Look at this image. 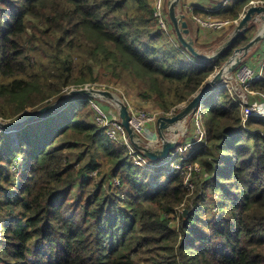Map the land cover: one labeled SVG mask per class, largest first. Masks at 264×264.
Segmentation results:
<instances>
[{
  "label": "trees",
  "instance_id": "16d2710c",
  "mask_svg": "<svg viewBox=\"0 0 264 264\" xmlns=\"http://www.w3.org/2000/svg\"><path fill=\"white\" fill-rule=\"evenodd\" d=\"M250 1L193 13L235 21ZM194 61L158 29L150 0H0L5 121L95 82L132 89L166 112L214 72ZM253 88L264 95V75ZM205 105L204 142L179 153L200 167L192 189L185 173L163 181L161 167L134 164L91 120L88 98L19 127L14 143L0 131V264H264V115L243 125L227 88ZM113 177L122 189L111 190Z\"/></svg>",
  "mask_w": 264,
  "mask_h": 264
},
{
  "label": "water",
  "instance_id": "95a60500",
  "mask_svg": "<svg viewBox=\"0 0 264 264\" xmlns=\"http://www.w3.org/2000/svg\"><path fill=\"white\" fill-rule=\"evenodd\" d=\"M221 4L225 0H211ZM165 10L176 42L195 60L214 65L222 55L232 50L228 58L218 66L207 78L202 87L192 95L190 100L178 107L172 115H160L155 122L158 141L155 143L145 139L129 123V111L125 100L114 90L94 86H82L66 90L60 97L33 111L24 113L13 121H3L0 118V131L9 133L12 142H16V131L19 127L42 118L64 108L69 102L82 98H97L107 100L116 106L119 118L124 126L131 145L139 150L152 162L166 159L170 152L180 144L181 136L177 125L190 120L207 96L215 89H219L225 79L230 78L236 68L247 61L249 55L260 48L264 42V3L249 4L237 21L208 47L199 46L196 41L198 24L186 14L182 0H165ZM252 29L248 42L234 47L237 39ZM186 130V129H185Z\"/></svg>",
  "mask_w": 264,
  "mask_h": 264
},
{
  "label": "built area",
  "instance_id": "2783aa9c",
  "mask_svg": "<svg viewBox=\"0 0 264 264\" xmlns=\"http://www.w3.org/2000/svg\"><path fill=\"white\" fill-rule=\"evenodd\" d=\"M228 1L229 0L223 1L221 3L222 6L226 5ZM255 3H264V1L262 2L258 0H251L249 4ZM150 4L158 29L166 33H171L173 35V31L165 10V0H150ZM193 8L194 7L190 8L191 18L198 24L200 30L205 31L209 34L220 33L225 28L231 26L237 21H232L227 18L213 17L209 14H194ZM214 10H217V8ZM194 63L199 66L206 65L205 63L200 61H194ZM263 72L264 54L261 52L260 62L257 64V66H252L248 64L247 61L241 63L236 68L234 73L230 76V78L225 79L219 87V89L227 88L232 98L239 104L241 111V122L243 125L252 115H264V104L261 105L259 103H247V93L250 92V89L253 88V86L258 81L261 80V78L263 77ZM88 99L90 101V108L93 114V120H91L99 126L102 125L106 135L110 139L122 142L128 146L129 151L134 159V164L142 166L144 168L158 166L163 167L162 171H164L166 176H169L172 172H179L181 174L185 173V183L187 184L188 189L193 188V183L190 181L191 173L193 172V170L200 173V167H192L191 164L182 162V157L179 155V153L193 148L197 143H200L202 139L205 138L204 133L206 134V128L203 127L204 125L202 126L200 123V110H196L191 118V121L192 123H194L196 128L194 139H191L188 141V143L184 144L185 147L178 145L175 150L170 152L169 156L166 159L161 160L157 164H152L148 158H146L143 154H141L139 150L131 145L127 132L119 118L116 106L107 100L97 98ZM104 101L109 104V111H106L101 107ZM127 108L130 115L129 123L139 134L142 135L146 126H155V122L158 116L154 112L142 110L134 112L128 104ZM149 141L151 142L152 140ZM157 141H154L152 143H155ZM97 174L98 171L96 170L88 173L86 177H96ZM109 186L112 191H118L119 189H122L121 182L118 177L111 178L109 180Z\"/></svg>",
  "mask_w": 264,
  "mask_h": 264
},
{
  "label": "rangeland",
  "instance_id": "374dc122",
  "mask_svg": "<svg viewBox=\"0 0 264 264\" xmlns=\"http://www.w3.org/2000/svg\"><path fill=\"white\" fill-rule=\"evenodd\" d=\"M260 1H262V0H260ZM199 14H201V13H199ZM202 33H203V35L201 34V40L204 41V39H205L204 37H208L206 34L209 35V33L205 32V31H202ZM251 33H252V31H250L248 34L251 35ZM165 34H167L168 37H171L172 40L174 39L173 35L171 33H166L165 32ZM261 52L264 54V48H263V50ZM257 56L258 55H256V56L249 55L247 57V61L250 60V61H248V64H250L252 66H257V64L260 62V60L257 61V59H256ZM217 67L218 66L214 65V70ZM263 75H264V72H263ZM86 85L87 86H94V87H101V88H105V89H110V90L116 91L117 93H119L125 99L126 104H128L134 112L142 110V111L154 112L157 116H160V115H172L173 113L176 112V109L178 107H180L181 105L186 103V102H183V103H181L179 105L173 106L168 111L164 112L163 110H161L160 108H158L156 106V104L153 102L152 99H142V98H140V97H138L136 95V91H134L132 89H129L127 87H123L121 85H117V84H113V83H106V82L88 83V84H85L84 86H86ZM80 87H82V86H80ZM71 88H77V87L70 86L68 89H71ZM205 101H206V99L200 105V123H201L202 126L204 125V120H206L208 118V111H207V108H206V105H205ZM247 101H248L247 103H250V104L251 103H259V104L262 105V104H264V95L262 93H260V92L255 91L254 88H251L250 92L247 93ZM101 107L104 110H106V111H109V109H110L109 108V104H107V102H105V101L103 102ZM90 111H91V117L90 118L93 120L92 110H90ZM94 117H95V114H94ZM3 121H5V120H3ZM100 127H103V126L101 125ZM203 127H205V125ZM185 128H186V130L184 132L185 134L181 136L182 138L180 140V144L181 143H184V144L188 143L189 140L194 139L195 134H196V128H195L194 123H192V121L189 120L186 123V127ZM142 136L144 138L148 139V140H152L151 142H154V141L158 140L157 133H156V128L153 125L146 126L144 132L142 133ZM204 136H206L205 133H204ZM204 140H205V138L202 139L201 143H203ZM183 146L185 147V145H183ZM21 161H22L21 158H16L15 161H14V164L11 165V168L13 169V171H12V177L13 178H16V169L20 166ZM158 167H160V166H158ZM107 168L109 169V167L106 166V168L103 169L102 171H107ZM161 169H163V167H161ZM99 171H101V170H99ZM99 173H100V175H102L103 172L102 173L99 172ZM97 176H99V175H97ZM166 177L167 176L165 174L161 179L164 181V180H166ZM75 191L76 190H74L73 193H75Z\"/></svg>",
  "mask_w": 264,
  "mask_h": 264
},
{
  "label": "crops",
  "instance_id": "0c3cea01",
  "mask_svg": "<svg viewBox=\"0 0 264 264\" xmlns=\"http://www.w3.org/2000/svg\"><path fill=\"white\" fill-rule=\"evenodd\" d=\"M182 4H183V9L184 11L186 12L187 15L190 16V8L191 7H194V8H200V9H203V10H206V11H209V10H214L216 8H218L219 6V3L218 2H214V1H211V0H182ZM202 14V13H201ZM204 14V13H203ZM191 17V16H190ZM232 26V25H231ZM231 26L225 28L223 31H221L220 33H213V34H206L208 37H204V41L201 40V34L203 35L202 33V30L199 29L198 27V31H196V37H195V41L196 43L201 46V47H208L210 45H213L219 38H221L223 36V34L228 31V29L231 28ZM264 48V42L262 43V45L260 46V48H258L253 56H256V59L257 61L260 60V54H261V51L262 49ZM254 58V57H253ZM252 58V59H253ZM250 61V60H248ZM247 61V62H248Z\"/></svg>",
  "mask_w": 264,
  "mask_h": 264
},
{
  "label": "bare ground",
  "instance_id": "6f19581e",
  "mask_svg": "<svg viewBox=\"0 0 264 264\" xmlns=\"http://www.w3.org/2000/svg\"><path fill=\"white\" fill-rule=\"evenodd\" d=\"M177 127L179 128V131L180 132H183V131H185V127H184V123L183 122H181V123H179L178 125H177Z\"/></svg>",
  "mask_w": 264,
  "mask_h": 264
}]
</instances>
